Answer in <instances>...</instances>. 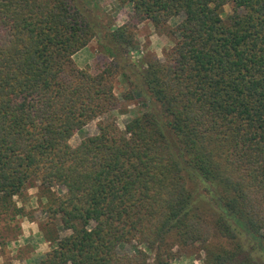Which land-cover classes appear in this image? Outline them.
Segmentation results:
<instances>
[{
	"label": "trees",
	"instance_id": "obj_1",
	"mask_svg": "<svg viewBox=\"0 0 264 264\" xmlns=\"http://www.w3.org/2000/svg\"><path fill=\"white\" fill-rule=\"evenodd\" d=\"M117 4L113 28L87 0H0V221L34 186L58 227L41 264H171L196 245L202 264H264V0ZM179 17L163 59H135L141 25ZM94 41L112 59L96 73L74 61ZM123 102L141 107L124 129L105 118Z\"/></svg>",
	"mask_w": 264,
	"mask_h": 264
},
{
	"label": "rangeland",
	"instance_id": "obj_2",
	"mask_svg": "<svg viewBox=\"0 0 264 264\" xmlns=\"http://www.w3.org/2000/svg\"><path fill=\"white\" fill-rule=\"evenodd\" d=\"M90 5L95 6L94 10L100 20L113 28L123 25L127 20L126 14L130 7L119 9L117 0H87ZM231 13L229 6L225 7L224 19ZM182 17L174 18L170 23L160 29H156L147 22L140 26L138 30V46L134 52L135 59L144 60L152 55L160 59L171 50L176 39L170 34V30L175 28ZM147 24V25H146ZM134 58L131 61L135 60ZM111 57L106 54L101 44L92 42L83 53L74 60L78 67L96 73L111 62ZM126 85L122 78L116 82V94L119 98L125 93ZM141 107L136 103H122V112H114L107 117V120H115L118 126L124 129L125 123L138 114ZM99 121L90 123L86 129L71 140L72 146L81 143L84 137L95 135L98 132ZM15 202L18 208L23 211L13 219H3L0 221V264H41L47 252L51 250L50 235L57 234L58 227L50 224L42 211L44 200L36 187H30L28 192L22 197H16ZM62 233L61 235H63ZM67 234V233H65ZM131 246H127L125 252H130ZM204 253L199 250L198 245L190 249L185 256L179 258L171 264H202L201 259Z\"/></svg>",
	"mask_w": 264,
	"mask_h": 264
},
{
	"label": "crops",
	"instance_id": "obj_3",
	"mask_svg": "<svg viewBox=\"0 0 264 264\" xmlns=\"http://www.w3.org/2000/svg\"><path fill=\"white\" fill-rule=\"evenodd\" d=\"M147 23V22H146ZM147 25V24H146ZM85 49H87V48H85ZM85 49L84 50H82L80 53H78L75 57H74V60L77 58V56H79L81 53H83V51H85Z\"/></svg>",
	"mask_w": 264,
	"mask_h": 264
}]
</instances>
